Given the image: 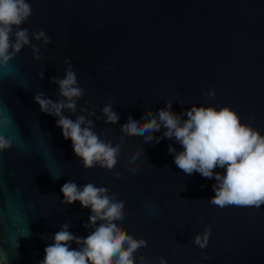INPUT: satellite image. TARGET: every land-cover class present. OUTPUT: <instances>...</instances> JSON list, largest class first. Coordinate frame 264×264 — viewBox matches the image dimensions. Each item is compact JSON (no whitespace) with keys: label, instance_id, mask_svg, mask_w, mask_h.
<instances>
[{"label":"water","instance_id":"water-1","mask_svg":"<svg viewBox=\"0 0 264 264\" xmlns=\"http://www.w3.org/2000/svg\"><path fill=\"white\" fill-rule=\"evenodd\" d=\"M28 2L32 15L20 27L43 30L51 43L33 39L42 59L25 46L0 66V115L13 121L0 124V134L13 138L12 147L0 151V264H39L64 223L76 236L89 234L83 225L91 210L79 201L61 203V187L70 180L126 199L121 223L148 240L135 253L137 264L141 255L148 264H159L161 256L168 264H264V205L211 204L215 179L185 175L168 151L170 144L182 150L174 140L125 136L113 170L86 169L56 117L34 101L40 92L59 98L51 77L63 78L70 58L84 96L77 112L65 115L75 120L87 116L81 107L95 108L96 116L88 117L93 130L113 145L129 115L142 120L146 109L156 112L168 100L177 114L193 104L230 106L264 134V0ZM209 89L215 97L205 95ZM110 101L117 124L96 119ZM141 148L134 172L129 161ZM208 225L209 243L201 248L194 238Z\"/></svg>","mask_w":264,"mask_h":264},{"label":"clouds","instance_id":"clouds-1","mask_svg":"<svg viewBox=\"0 0 264 264\" xmlns=\"http://www.w3.org/2000/svg\"><path fill=\"white\" fill-rule=\"evenodd\" d=\"M32 15L28 0H0V66H7L25 46H30L34 58L42 59L39 47L32 40L51 43L43 30L20 27ZM63 78L51 77L58 86L57 100L40 92L34 95V101L40 110L56 117V125L62 129L65 140H71L75 155L86 169L99 165L113 170L122 151L125 136L140 135L146 143H159L168 138L181 145L177 150L170 144L169 154L174 156L175 165L187 176L199 173L207 179H215V195L209 202L218 207L246 206L259 208L264 205V134L251 124L243 123L236 110L230 106L217 108L212 105L193 104L179 114L172 111V100L166 107L154 112L146 109L141 119L129 115L121 126L120 143L113 145L110 140L101 139L93 129L95 121L88 117L96 116L95 108L81 107V113L75 120L65 115V111L77 112V101L84 96V89L78 84L77 74L73 70L70 58ZM44 78V72L40 73ZM205 95L213 98L215 89H209ZM105 123L117 124L119 115L113 110L111 101L102 108ZM186 117V118H185ZM9 116L0 115V124H12ZM164 129L161 136L154 133ZM13 138L0 134V151L11 148ZM143 149H137L129 161L140 170L137 163ZM223 169V172L215 169ZM117 177L121 174L116 173ZM56 179L55 177H53ZM61 203L71 205L79 201L84 208L91 210L89 222L83 227L91 229L86 237H79L69 231L70 224L64 223L52 236V243L44 249V257L39 264H137L135 253L147 247L146 238H137L130 234L121 223L126 215L124 197L117 193L109 195V189L89 182L78 186L68 181L61 187ZM99 222V223H98ZM211 226L198 233L194 243L205 248L210 239ZM72 242L78 247L73 248ZM138 264H148V257L141 255ZM159 264H168L166 257L159 258Z\"/></svg>","mask_w":264,"mask_h":264}]
</instances>
